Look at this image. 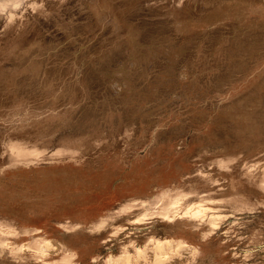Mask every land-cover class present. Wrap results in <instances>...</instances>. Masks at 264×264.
<instances>
[{"label": "rangeland", "instance_id": "rangeland-1", "mask_svg": "<svg viewBox=\"0 0 264 264\" xmlns=\"http://www.w3.org/2000/svg\"><path fill=\"white\" fill-rule=\"evenodd\" d=\"M0 264H264V0H0Z\"/></svg>", "mask_w": 264, "mask_h": 264}]
</instances>
